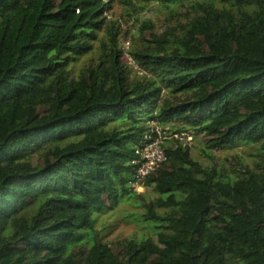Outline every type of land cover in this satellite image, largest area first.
I'll list each match as a JSON object with an SVG mask.
<instances>
[{
    "label": "trees",
    "instance_id": "16d2710c",
    "mask_svg": "<svg viewBox=\"0 0 264 264\" xmlns=\"http://www.w3.org/2000/svg\"><path fill=\"white\" fill-rule=\"evenodd\" d=\"M0 264H264V0H0Z\"/></svg>",
    "mask_w": 264,
    "mask_h": 264
},
{
    "label": "rangeland",
    "instance_id": "374dc122",
    "mask_svg": "<svg viewBox=\"0 0 264 264\" xmlns=\"http://www.w3.org/2000/svg\"><path fill=\"white\" fill-rule=\"evenodd\" d=\"M115 10V17H121L123 14L122 7L120 5L116 6ZM149 15L152 17L153 14L151 13ZM142 17V15L139 16V18ZM123 26L125 31L129 30L128 32L131 31L132 34H135L136 29L131 30V28H134V26L131 27L130 24L126 25L124 22ZM126 37H128V35L124 36V38ZM195 148L196 153H198V149L201 148L199 140L195 143ZM215 156H217V158L221 157V155H219L218 153H216ZM141 193H145V190H143ZM146 196L151 199L154 198V195L150 192L146 193ZM95 220L96 225L94 231L100 232L101 236L103 237V241L110 244H113L114 242H117L123 238L132 237L134 235H145L146 237H155L151 231L149 234V230L147 232L145 230H142V227H146L143 222H141L138 218L133 219L125 217V214L119 208L115 211L97 213L95 215Z\"/></svg>",
    "mask_w": 264,
    "mask_h": 264
},
{
    "label": "built area",
    "instance_id": "2783aa9c",
    "mask_svg": "<svg viewBox=\"0 0 264 264\" xmlns=\"http://www.w3.org/2000/svg\"><path fill=\"white\" fill-rule=\"evenodd\" d=\"M152 135L147 136L145 142L138 148L136 154L138 156L137 173L134 178L132 187L135 191L141 193L144 188L143 184L149 174L157 170L167 157L163 149L166 132L153 124ZM174 139L183 142L184 145L192 144V137L186 134H174Z\"/></svg>",
    "mask_w": 264,
    "mask_h": 264
}]
</instances>
